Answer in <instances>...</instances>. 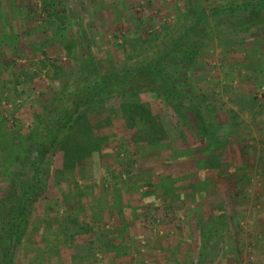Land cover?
Wrapping results in <instances>:
<instances>
[{
  "label": "rangeland",
  "instance_id": "374dc122",
  "mask_svg": "<svg viewBox=\"0 0 264 264\" xmlns=\"http://www.w3.org/2000/svg\"><path fill=\"white\" fill-rule=\"evenodd\" d=\"M17 1L20 18L5 8L0 21V249L33 182L45 127L60 115L72 42L90 46L102 68L133 69L159 59L192 11L215 29L241 14L218 9L247 0ZM187 77V123L159 90L140 97L160 141L140 133L143 121H132L118 96L65 141L89 132L99 142L81 163L67 170L63 143L53 147L14 264H264V26L218 32L179 79Z\"/></svg>",
  "mask_w": 264,
  "mask_h": 264
},
{
  "label": "trees",
  "instance_id": "16d2710c",
  "mask_svg": "<svg viewBox=\"0 0 264 264\" xmlns=\"http://www.w3.org/2000/svg\"><path fill=\"white\" fill-rule=\"evenodd\" d=\"M187 1V5H193L192 0ZM227 4L218 9L217 12L225 14L236 11L241 12L236 18L237 20L227 21L222 25L218 23L215 29H208L203 27V23L209 15L192 11L189 19H187L188 21L179 22L180 24L183 23L181 36L171 43L169 49L159 59H154L133 69L102 68L96 62L90 46L86 43L82 44V42L80 49L76 47V41L72 42V46L75 48L73 53L75 65L67 74V79L70 80L68 79L63 84L55 99L57 103H60V106L62 105L61 112L55 123H52L53 125L48 124L45 127L46 131L41 149L38 150V156L33 162V182L28 191L22 196L21 204L14 213L13 221L9 224V235L5 240L6 246L0 249L2 264L15 263V251L12 246L21 240L27 223V202L41 186L40 178L45 168L46 155L51 153L57 143H63V149L67 157L65 167L70 170L88 157L95 150L94 148L99 145L97 141L91 142V134L89 132L86 134V131L80 135L84 136L86 134V136L77 143L65 145V141L67 139L70 141L73 133L78 132L77 128L87 118L89 112L98 108L101 109L107 99L120 96L123 99V111L129 115L132 121L135 117L143 121L146 129H144V132L141 130L140 133L149 137L150 142L154 144L160 141L163 129L160 123L155 120L150 108L140 101V97L143 93L159 90L167 103L175 109L176 116L179 119H184L187 123V119H185L187 113L182 109L183 102L186 98H189L193 103L194 97L186 92L189 85L188 77L184 80L179 79L182 72L190 73L197 64L201 52L218 32L224 30L234 32L239 29L264 26V0L232 1ZM79 37L81 41H84L83 33H79ZM165 63L170 66L167 67ZM172 68H176L177 78H174V74L169 73ZM177 89H179V94H177ZM195 106L194 104L192 108L195 109ZM212 126L214 127V125ZM197 129L202 135L208 132V129L202 126L201 123L197 126ZM214 145L215 141L210 140V151L215 148ZM213 161L214 159L209 160L208 162L211 165L206 163V166H214Z\"/></svg>",
  "mask_w": 264,
  "mask_h": 264
},
{
  "label": "crops",
  "instance_id": "0c3cea01",
  "mask_svg": "<svg viewBox=\"0 0 264 264\" xmlns=\"http://www.w3.org/2000/svg\"><path fill=\"white\" fill-rule=\"evenodd\" d=\"M59 1L60 0H46V2L49 5H52L54 3L58 4L57 2H59ZM4 2H6V3H4ZM13 2H16V3L19 4V1H17V0H0V5L2 3V7H3L2 9L0 8L1 9V11H0V21H3V18L6 16V14H4L5 8H7V13H9V16L12 17V21L20 18L22 13L20 12V10L19 11L14 10ZM97 3H100V2H97ZM113 4H115V6H119L120 5L119 1H115V0H113ZM97 6H104V5L103 4H98ZM100 8H103V10L101 12H99V13H102V12L104 13L106 9L104 7H100ZM14 12H15V15H14ZM99 13L97 12L96 14H99ZM5 20H6V17H5Z\"/></svg>",
  "mask_w": 264,
  "mask_h": 264
}]
</instances>
